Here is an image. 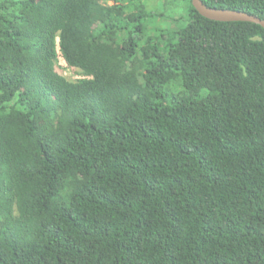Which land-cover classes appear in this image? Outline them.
I'll return each instance as SVG.
<instances>
[{
	"label": "trees",
	"instance_id": "1",
	"mask_svg": "<svg viewBox=\"0 0 264 264\" xmlns=\"http://www.w3.org/2000/svg\"><path fill=\"white\" fill-rule=\"evenodd\" d=\"M0 264H264V28L0 0Z\"/></svg>",
	"mask_w": 264,
	"mask_h": 264
},
{
	"label": "water",
	"instance_id": "2",
	"mask_svg": "<svg viewBox=\"0 0 264 264\" xmlns=\"http://www.w3.org/2000/svg\"><path fill=\"white\" fill-rule=\"evenodd\" d=\"M192 5L203 17L219 22H249L264 28V19L238 10H224L208 7L202 0H192Z\"/></svg>",
	"mask_w": 264,
	"mask_h": 264
},
{
	"label": "rangeland",
	"instance_id": "3",
	"mask_svg": "<svg viewBox=\"0 0 264 264\" xmlns=\"http://www.w3.org/2000/svg\"><path fill=\"white\" fill-rule=\"evenodd\" d=\"M177 16L178 15H175L174 13L171 16H169L172 18V19L169 18L168 22L166 21L169 27L173 26L174 19H176ZM59 66L61 73H63L69 80L74 81L83 78V75L78 70H73L70 67H68V65L65 63V61L62 58H60Z\"/></svg>",
	"mask_w": 264,
	"mask_h": 264
}]
</instances>
